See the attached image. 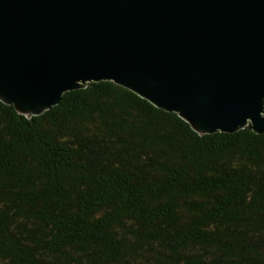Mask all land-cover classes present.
Masks as SVG:
<instances>
[{
  "label": "trees",
  "instance_id": "obj_1",
  "mask_svg": "<svg viewBox=\"0 0 264 264\" xmlns=\"http://www.w3.org/2000/svg\"><path fill=\"white\" fill-rule=\"evenodd\" d=\"M0 264H264V134L200 135L109 80L0 101Z\"/></svg>",
  "mask_w": 264,
  "mask_h": 264
},
{
  "label": "water",
  "instance_id": "obj_2",
  "mask_svg": "<svg viewBox=\"0 0 264 264\" xmlns=\"http://www.w3.org/2000/svg\"><path fill=\"white\" fill-rule=\"evenodd\" d=\"M102 80L264 134V0H0V101L31 117Z\"/></svg>",
  "mask_w": 264,
  "mask_h": 264
}]
</instances>
